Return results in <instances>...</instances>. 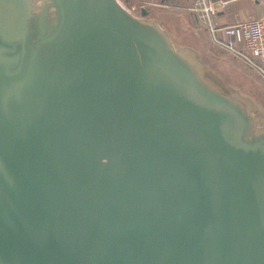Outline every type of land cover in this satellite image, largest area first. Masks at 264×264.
I'll list each match as a JSON object with an SVG mask.
<instances>
[{
    "label": "water",
    "instance_id": "water-1",
    "mask_svg": "<svg viewBox=\"0 0 264 264\" xmlns=\"http://www.w3.org/2000/svg\"><path fill=\"white\" fill-rule=\"evenodd\" d=\"M43 3L0 0V264H264L246 107L117 0Z\"/></svg>",
    "mask_w": 264,
    "mask_h": 264
},
{
    "label": "rangeland",
    "instance_id": "rangeland-1",
    "mask_svg": "<svg viewBox=\"0 0 264 264\" xmlns=\"http://www.w3.org/2000/svg\"><path fill=\"white\" fill-rule=\"evenodd\" d=\"M117 0L132 17L151 25L168 40L171 48L184 56L201 79L215 91L246 107L255 132L264 134V81L257 72L215 48L207 33L193 21V6L185 0ZM35 9L43 0H31ZM142 11L145 16H141Z\"/></svg>",
    "mask_w": 264,
    "mask_h": 264
},
{
    "label": "built area",
    "instance_id": "built-area-1",
    "mask_svg": "<svg viewBox=\"0 0 264 264\" xmlns=\"http://www.w3.org/2000/svg\"><path fill=\"white\" fill-rule=\"evenodd\" d=\"M225 6L220 1L197 0L192 9L194 24L207 33L212 46L255 70L264 81V20L219 26L213 20Z\"/></svg>",
    "mask_w": 264,
    "mask_h": 264
},
{
    "label": "crops",
    "instance_id": "crops-1",
    "mask_svg": "<svg viewBox=\"0 0 264 264\" xmlns=\"http://www.w3.org/2000/svg\"><path fill=\"white\" fill-rule=\"evenodd\" d=\"M188 1L193 8L197 0ZM226 4L225 9L218 11L214 22L219 26H230L240 22L264 20V0H211ZM162 2H165L162 0ZM193 17V14H192ZM208 36V35H207Z\"/></svg>",
    "mask_w": 264,
    "mask_h": 264
},
{
    "label": "flooded vegetation",
    "instance_id": "flooded-vegetation-1",
    "mask_svg": "<svg viewBox=\"0 0 264 264\" xmlns=\"http://www.w3.org/2000/svg\"><path fill=\"white\" fill-rule=\"evenodd\" d=\"M142 16V15H141Z\"/></svg>",
    "mask_w": 264,
    "mask_h": 264
}]
</instances>
